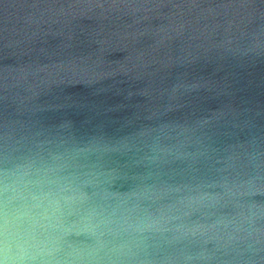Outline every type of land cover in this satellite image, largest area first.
<instances>
[{
    "label": "water",
    "instance_id": "95a60500",
    "mask_svg": "<svg viewBox=\"0 0 264 264\" xmlns=\"http://www.w3.org/2000/svg\"><path fill=\"white\" fill-rule=\"evenodd\" d=\"M0 264H264V0H0Z\"/></svg>",
    "mask_w": 264,
    "mask_h": 264
}]
</instances>
